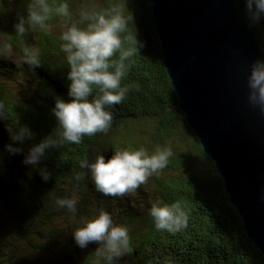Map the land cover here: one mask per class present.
I'll return each mask as SVG.
<instances>
[{
	"label": "trees",
	"instance_id": "trees-1",
	"mask_svg": "<svg viewBox=\"0 0 264 264\" xmlns=\"http://www.w3.org/2000/svg\"><path fill=\"white\" fill-rule=\"evenodd\" d=\"M28 0H0V40L11 43L13 53L0 57V149L8 143L5 129L28 123L37 143L56 126L51 116L54 95L67 99L66 65L60 51L63 21L53 16L47 30L37 29L19 37L14 24ZM50 6L68 3L73 19L82 8L121 6L129 17L130 32L144 41L131 58L122 86L125 99L108 110L113 122L106 133L85 136L80 144L50 150L41 167H47L45 183L38 172L21 164L22 157L6 158V172L0 176V264H97V244L77 248L73 232L99 211L108 212L117 225L127 227L129 246L117 264H264V256L250 241L244 221L231 203L215 163L204 152L186 115L180 108L164 63L162 45L148 0H47ZM236 5L245 19L242 3ZM247 22V21H246ZM264 57V25L251 27ZM25 47L40 52L41 67L33 72L22 63ZM20 63L21 65L17 64ZM5 66L2 68V66ZM16 65L20 66L17 67ZM19 78L27 83L21 87ZM24 78V79H23ZM157 148L172 150L167 167L147 181L155 188L158 201L180 202L188 213V226L176 233L156 230L149 210L139 214L130 200L104 196L95 189L82 161L94 162L98 155L111 158L117 150ZM80 179L77 180L76 177ZM21 181L28 185L25 188ZM77 199L76 212L60 208L61 198ZM126 205L125 217L121 207ZM85 255L75 263L76 256ZM58 255V256H57Z\"/></svg>",
	"mask_w": 264,
	"mask_h": 264
},
{
	"label": "clouds",
	"instance_id": "clouds-1",
	"mask_svg": "<svg viewBox=\"0 0 264 264\" xmlns=\"http://www.w3.org/2000/svg\"><path fill=\"white\" fill-rule=\"evenodd\" d=\"M236 2L243 4L249 26L264 25V0ZM24 11L26 15H19L14 24L15 34L19 37L37 29L47 30L53 16L63 21L59 40L67 70V99L53 94L51 116L56 126L37 143H30L35 140L36 132L28 123L5 129L9 142L0 149V176L6 172V158L20 156L21 164L38 172L42 181L47 183L50 173L41 164L50 150L80 144L85 136L106 133L111 127L113 114L108 109L125 99L129 89L122 86V81L131 58L144 47V41L131 34L129 17L119 5L82 8L78 19H73L74 14L66 2L52 7L47 0H28ZM12 53L11 43L0 40V57ZM21 60L33 72L41 67L40 52L36 48L25 47ZM247 88L248 105L264 115V57L252 63ZM2 120L3 114L0 113V122ZM172 156L168 147L157 148L152 154L141 147L114 151L109 159L98 155L94 162L82 161L79 166L88 170L97 192L122 197L165 169ZM21 184L28 187L24 181ZM56 204L72 213L77 210L75 197L58 199ZM149 215L158 231L176 233L188 226V213L180 202L166 204L157 201L149 209ZM81 224L83 226L72 234L74 245L86 249L90 244H97V251L105 254L107 264H114L129 246L127 227L115 224L112 216L104 210L91 219H82Z\"/></svg>",
	"mask_w": 264,
	"mask_h": 264
},
{
	"label": "water",
	"instance_id": "water-1",
	"mask_svg": "<svg viewBox=\"0 0 264 264\" xmlns=\"http://www.w3.org/2000/svg\"><path fill=\"white\" fill-rule=\"evenodd\" d=\"M180 108L264 256V115L247 103L260 58L236 0H148Z\"/></svg>",
	"mask_w": 264,
	"mask_h": 264
},
{
	"label": "rangeland",
	"instance_id": "rangeland-1",
	"mask_svg": "<svg viewBox=\"0 0 264 264\" xmlns=\"http://www.w3.org/2000/svg\"><path fill=\"white\" fill-rule=\"evenodd\" d=\"M3 58L6 60H10L7 56L3 57ZM17 64L21 65L20 63H17ZM16 66L20 67L18 65H16ZM4 67L5 66L3 65L2 68H4ZM0 70H1V68H0ZM19 80H20V85H22L21 87L26 88L27 83L24 80H22V78H19ZM125 198H128V200H130L131 205H135L136 209H138L139 214H144V215H145V211L149 210L151 208L152 204L156 203L158 201L157 195L155 193V188H153L151 185H149L148 181H146L145 184L141 185L134 192L126 193ZM126 210H127L126 205H123L121 207V216L125 217L127 215ZM53 253L54 254H52V258H51L52 264H56L55 251H53ZM97 257H99L97 264H103V261L101 260L102 258L100 257V255L97 254ZM124 257H125V254L122 253L119 261L123 260ZM84 260H85V255L82 254V255L76 256L75 263L83 262ZM34 264H39L37 259L34 260ZM105 264H107V261H105ZM114 264H117V263L114 262Z\"/></svg>",
	"mask_w": 264,
	"mask_h": 264
}]
</instances>
